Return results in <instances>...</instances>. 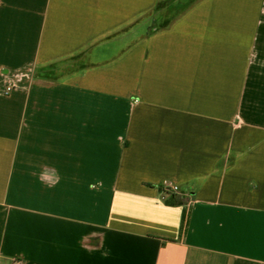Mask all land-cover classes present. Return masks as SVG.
I'll return each mask as SVG.
<instances>
[{
	"label": "crops",
	"instance_id": "1",
	"mask_svg": "<svg viewBox=\"0 0 264 264\" xmlns=\"http://www.w3.org/2000/svg\"><path fill=\"white\" fill-rule=\"evenodd\" d=\"M16 262L264 264V0H0Z\"/></svg>",
	"mask_w": 264,
	"mask_h": 264
},
{
	"label": "built area",
	"instance_id": "2",
	"mask_svg": "<svg viewBox=\"0 0 264 264\" xmlns=\"http://www.w3.org/2000/svg\"><path fill=\"white\" fill-rule=\"evenodd\" d=\"M11 89H8V92L11 91ZM164 188L170 190L174 194H179L181 192L180 187L174 184L171 185L167 184L164 186ZM15 264H19V263L16 262Z\"/></svg>",
	"mask_w": 264,
	"mask_h": 264
},
{
	"label": "rangeland",
	"instance_id": "3",
	"mask_svg": "<svg viewBox=\"0 0 264 264\" xmlns=\"http://www.w3.org/2000/svg\"><path fill=\"white\" fill-rule=\"evenodd\" d=\"M56 75V74H55ZM53 76L50 74L48 76H44V78H40V79H37V80H40V81H49L50 79H52Z\"/></svg>",
	"mask_w": 264,
	"mask_h": 264
},
{
	"label": "trees",
	"instance_id": "4",
	"mask_svg": "<svg viewBox=\"0 0 264 264\" xmlns=\"http://www.w3.org/2000/svg\"><path fill=\"white\" fill-rule=\"evenodd\" d=\"M49 74L47 73V72H44V73H42V72H38V73H36V76L38 77V78H44V76H48Z\"/></svg>",
	"mask_w": 264,
	"mask_h": 264
}]
</instances>
